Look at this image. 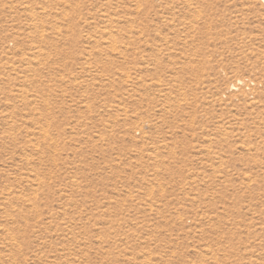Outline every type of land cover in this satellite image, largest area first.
<instances>
[{
  "label": "rangeland",
  "instance_id": "obj_1",
  "mask_svg": "<svg viewBox=\"0 0 264 264\" xmlns=\"http://www.w3.org/2000/svg\"><path fill=\"white\" fill-rule=\"evenodd\" d=\"M0 264H264V0H0Z\"/></svg>",
  "mask_w": 264,
  "mask_h": 264
},
{
  "label": "bare ground",
  "instance_id": "obj_2",
  "mask_svg": "<svg viewBox=\"0 0 264 264\" xmlns=\"http://www.w3.org/2000/svg\"><path fill=\"white\" fill-rule=\"evenodd\" d=\"M239 83V82H238Z\"/></svg>",
  "mask_w": 264,
  "mask_h": 264
}]
</instances>
